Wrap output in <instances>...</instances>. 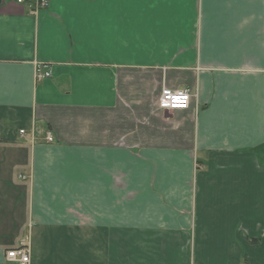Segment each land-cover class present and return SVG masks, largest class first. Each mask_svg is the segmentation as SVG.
I'll use <instances>...</instances> for the list:
<instances>
[{
	"label": "crops",
	"instance_id": "obj_1",
	"mask_svg": "<svg viewBox=\"0 0 264 264\" xmlns=\"http://www.w3.org/2000/svg\"><path fill=\"white\" fill-rule=\"evenodd\" d=\"M22 244L28 264H264V0H0V264Z\"/></svg>",
	"mask_w": 264,
	"mask_h": 264
},
{
	"label": "built area",
	"instance_id": "obj_2",
	"mask_svg": "<svg viewBox=\"0 0 264 264\" xmlns=\"http://www.w3.org/2000/svg\"><path fill=\"white\" fill-rule=\"evenodd\" d=\"M2 1H15V2H18L20 4L26 5L27 7H29V9L32 12H36V11L41 10L43 8L49 7L52 0H2ZM50 74H51L50 70H42L40 67L37 68V73H36L37 79L45 78V77L49 76ZM169 90H171V91H169ZM178 90H181V91L187 90L189 93V96H190V100H191L193 92H192L190 87L177 88V89L164 88L162 90L161 96L159 98V106L162 107L164 100L167 99L171 94H173L174 92H176ZM189 104H190V102H189ZM189 104L187 107H189ZM169 107L171 108L170 103H169ZM187 107H185V108H187ZM167 109H169V108H167ZM171 109H183V108H171ZM25 132H26L25 128L20 129V133H25ZM54 139H55L54 135L49 132L47 134V140L53 141ZM6 255H7L8 260L13 261V262H18L21 264H28L31 260L30 248L27 244H22V245H19L16 247L9 248L7 250Z\"/></svg>",
	"mask_w": 264,
	"mask_h": 264
},
{
	"label": "clouds",
	"instance_id": "obj_3",
	"mask_svg": "<svg viewBox=\"0 0 264 264\" xmlns=\"http://www.w3.org/2000/svg\"><path fill=\"white\" fill-rule=\"evenodd\" d=\"M189 102L190 96L188 91L178 90L164 100L162 107L169 108V110L171 111V108H185L188 106ZM169 103L171 104V108L169 107Z\"/></svg>",
	"mask_w": 264,
	"mask_h": 264
}]
</instances>
